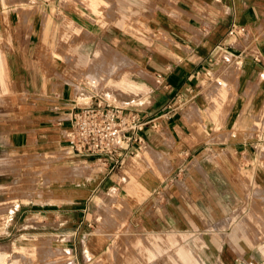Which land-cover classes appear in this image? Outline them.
I'll return each mask as SVG.
<instances>
[{
	"label": "crops",
	"instance_id": "1",
	"mask_svg": "<svg viewBox=\"0 0 264 264\" xmlns=\"http://www.w3.org/2000/svg\"><path fill=\"white\" fill-rule=\"evenodd\" d=\"M107 1L66 0L68 52L86 60L82 70L52 61L58 26L40 34L43 14L32 35L0 54V185L11 182L14 160L68 167L73 231L61 249L72 264L107 255L108 233L86 240L84 229L96 218L92 202L111 217L104 203L114 192L130 207L115 218L143 233L199 236L203 264H264V131L253 129L264 108V0H113V14ZM60 6L36 4L50 20ZM106 64L114 68L108 78ZM139 85L148 99L121 107L148 123L131 132L121 166L75 175L88 168L65 143L71 113L99 99H135ZM16 211L6 214L2 240L10 242ZM10 254L3 247L2 256Z\"/></svg>",
	"mask_w": 264,
	"mask_h": 264
},
{
	"label": "rangeland",
	"instance_id": "2",
	"mask_svg": "<svg viewBox=\"0 0 264 264\" xmlns=\"http://www.w3.org/2000/svg\"><path fill=\"white\" fill-rule=\"evenodd\" d=\"M112 1L108 0L106 3L107 11L110 14H113ZM54 2L60 3L62 5L60 8L63 11H60V14L55 12L53 21L52 16V20L48 16L49 12L39 11L36 8V4L41 3V0H0V54L3 55L6 50L11 48L12 40H17L19 36L32 35L35 20L40 25L39 18L43 14L44 19L41 22L43 27L40 34H55V27L58 26L56 37L60 41V47L58 52H52L50 57L52 61L59 59L66 67L82 70L86 60H74L68 52V38H72L73 29L68 33V23L64 11L67 6L66 0H54ZM94 7L98 8L97 3ZM20 11L23 13L21 18L17 15ZM92 13L99 14L97 9L92 10ZM75 33L79 34L77 30ZM59 52L63 57H60ZM106 52L112 53L109 49ZM90 66L92 69H99L96 62H90ZM104 68L105 76L107 75V78L112 76L114 68L109 64H106ZM0 83H2L1 80ZM105 84L107 85V82ZM90 86L94 90H105L102 85L90 83ZM103 92L110 100L114 99L111 91ZM148 93L139 85L137 98L123 101L114 100L113 103L127 108L134 102L146 101ZM110 100L109 102H111ZM253 129L258 134L264 131V108L254 123ZM75 161L84 163L85 165H81L82 168H86L84 170L88 168L87 172L75 173L79 176L96 175L99 169L101 170L103 166L106 167L102 161L96 159L76 157ZM58 163L38 160L35 157L14 160V164L12 162L11 182L0 185V227L6 224L8 211L13 212L17 209L16 212L23 213V216L17 214L12 219L11 226L15 229L12 231L10 242L6 238L5 240L0 238V264H72L69 254L61 248L70 242L67 238H70V233L73 231L72 227L67 225L72 220L66 219V216L74 208L67 200V192L74 182H69L72 173L69 172L68 167L58 166ZM116 197L118 195L114 192L110 196L111 201L106 205L104 203V211L112 212L109 215L111 217L108 218L102 217L95 208L100 204L93 202L91 204L90 213L93 214V211H96V218L88 220L90 224L92 221L94 222L91 225H86L84 229L86 240L99 232L103 235H105L104 232H107L108 235L105 237L108 238L109 244L107 255L103 259L98 257L101 260L93 261L92 264H203V252L198 251V248L202 247L199 236L143 233L135 221L115 218L114 212L123 213L124 216L130 213L129 205L124 204ZM240 209L242 210L244 207H240ZM56 215H58L57 219L54 217ZM120 220H122L121 224ZM33 231H39L40 234H33ZM34 244L36 245L31 251L30 246ZM9 245L11 254L4 258L2 249ZM17 247H27L26 249L29 250L18 253Z\"/></svg>",
	"mask_w": 264,
	"mask_h": 264
},
{
	"label": "built area",
	"instance_id": "3",
	"mask_svg": "<svg viewBox=\"0 0 264 264\" xmlns=\"http://www.w3.org/2000/svg\"><path fill=\"white\" fill-rule=\"evenodd\" d=\"M234 32L231 29L229 34ZM147 123L123 107L99 99L71 113L65 143L76 157L100 160L113 170L122 164L131 132L142 130Z\"/></svg>",
	"mask_w": 264,
	"mask_h": 264
},
{
	"label": "bare ground",
	"instance_id": "4",
	"mask_svg": "<svg viewBox=\"0 0 264 264\" xmlns=\"http://www.w3.org/2000/svg\"><path fill=\"white\" fill-rule=\"evenodd\" d=\"M101 209H102V207H101ZM37 244V243H36ZM36 244H34V245H32V246H30V250L31 251H33V249H34V247H35V245ZM27 247H17V250H18V253H21L22 251H27V250H29V249H26Z\"/></svg>",
	"mask_w": 264,
	"mask_h": 264
}]
</instances>
